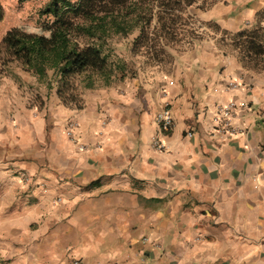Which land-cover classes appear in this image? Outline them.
<instances>
[{"label": "crops", "instance_id": "obj_1", "mask_svg": "<svg viewBox=\"0 0 264 264\" xmlns=\"http://www.w3.org/2000/svg\"><path fill=\"white\" fill-rule=\"evenodd\" d=\"M185 14L203 37L176 43L166 68L81 89L80 108L3 61L0 264H264V52L237 44L264 25V0ZM230 101L238 132L219 133ZM166 106L169 132L156 120Z\"/></svg>", "mask_w": 264, "mask_h": 264}, {"label": "trees", "instance_id": "obj_2", "mask_svg": "<svg viewBox=\"0 0 264 264\" xmlns=\"http://www.w3.org/2000/svg\"><path fill=\"white\" fill-rule=\"evenodd\" d=\"M207 1L50 0L38 14L51 18L48 24L54 29L52 41L47 43L41 36H18L16 49L9 48L8 54L20 60L23 68L47 84L48 89L57 87L66 105L80 108L78 79H82L84 88H94L99 80L111 81L116 65L109 57L116 38L134 35L133 51L146 50L162 58L163 41H178L181 32L196 35L186 32L184 13ZM3 18L0 5V23ZM238 36L237 44L245 53L264 52V27L245 29Z\"/></svg>", "mask_w": 264, "mask_h": 264}, {"label": "rangeland", "instance_id": "obj_3", "mask_svg": "<svg viewBox=\"0 0 264 264\" xmlns=\"http://www.w3.org/2000/svg\"><path fill=\"white\" fill-rule=\"evenodd\" d=\"M50 0H0V5L4 10V18L0 23V68L3 67V61H7L11 54L10 50L16 49V38L18 36H41L47 43H50L53 39L54 29L50 27L48 22H51V18L41 17L38 13L39 10L44 7ZM186 13V12H185ZM184 13V16L186 15ZM186 18V32H192L197 37H203L206 31L203 25L198 22L191 15L185 16ZM257 27H264V25H258ZM185 33V32H183ZM193 36V35H192ZM135 36H129L126 38H116L112 42V51L109 61H114L116 65V74L134 72L136 68H150L157 64L168 67L170 62H173L172 50L176 43L190 37L189 34L183 35L182 32L179 35L178 41H163L161 46L164 47L165 53L162 58H156L147 53L146 50L139 52L132 50V40ZM89 56L91 54L89 53ZM16 61L20 62L17 58ZM15 61V62H16ZM118 66L120 67L118 69ZM113 77V78H114ZM112 80V78H111ZM102 84V83H101ZM78 91L83 89L82 79L77 81Z\"/></svg>", "mask_w": 264, "mask_h": 264}, {"label": "built area", "instance_id": "obj_4", "mask_svg": "<svg viewBox=\"0 0 264 264\" xmlns=\"http://www.w3.org/2000/svg\"><path fill=\"white\" fill-rule=\"evenodd\" d=\"M228 88L234 89L237 87L236 82H229ZM236 103L234 101H230L227 104L219 107V120H222V126L218 128L219 133H230L234 134L238 132L237 129H235L231 125V120L235 116L236 113ZM156 120L163 132H169L173 126H174V117L173 114L168 106L163 108L160 112H158L156 116ZM78 122L76 120H70L67 122L66 125V134L68 138L73 141L78 147L82 150L86 149V146L84 144H81L77 137V128H78ZM188 135H193V132H188ZM152 144L154 148L158 150H164L166 148L165 142L160 140V138H153ZM73 264H83L80 260H74Z\"/></svg>", "mask_w": 264, "mask_h": 264}]
</instances>
